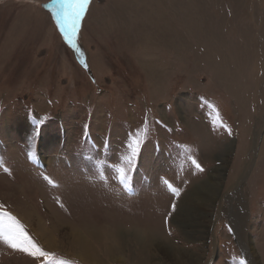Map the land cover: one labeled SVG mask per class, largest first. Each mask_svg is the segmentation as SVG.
Segmentation results:
<instances>
[{
  "label": "rangeland",
  "instance_id": "374dc122",
  "mask_svg": "<svg viewBox=\"0 0 264 264\" xmlns=\"http://www.w3.org/2000/svg\"><path fill=\"white\" fill-rule=\"evenodd\" d=\"M76 43L52 0H0V213L52 254L0 238V264H154L137 233L148 223L198 264H255L234 210L264 264V0H91ZM198 183L210 228L191 241L177 218ZM75 231L100 262L74 255Z\"/></svg>",
  "mask_w": 264,
  "mask_h": 264
},
{
  "label": "bare ground",
  "instance_id": "6f19581e",
  "mask_svg": "<svg viewBox=\"0 0 264 264\" xmlns=\"http://www.w3.org/2000/svg\"><path fill=\"white\" fill-rule=\"evenodd\" d=\"M48 136H50V135H48ZM44 141H46V143H49V141H51V140L47 139V137H46L44 139ZM203 183L206 186L207 192L214 190L213 180H203ZM240 183H241V180L239 179L235 182V185H238ZM201 185L199 183L196 184L197 187H195V189L193 191H191V193L189 195L185 194L183 196V198H181L180 206L184 205V207H185L184 218H182L183 220H180L181 219L180 217L177 218V214H175L173 217L174 219L177 218V221L179 222V224H181V226H183L184 228H186V229H187V227H188V229L190 228L189 230H187L188 234L187 233L186 234L191 241L194 240V238L198 232L200 234H206V233H208L209 228H210V225L204 221L207 218V216H208L207 214H209V212L204 214V215L201 212V210L204 207H206L205 204L207 203V201L201 199L198 196L199 192H201L202 190H205V187H202V188L200 187ZM219 186H220V183H217V189H219ZM214 194H215L214 196L217 195L215 198H217L220 195L219 191H216V193H214ZM58 211H59V209L58 210H57V208L54 209V212L56 214L60 215V213ZM232 215L234 216L232 219V222L234 223V227L237 228V230H238V237H239L240 241L242 243L248 245L249 249L251 250V252L253 254L254 263L255 264H261L262 263L261 262L262 257H261L260 252H258L256 247L254 246L253 240L249 236V234L244 231V227H246L248 225V223H246V219H247L246 215L244 213H240L238 210H234ZM30 223H32V227L34 228V230L36 232H38L39 236H41L43 242L46 244V246L48 248H50V249H58L59 248V247H56V246H58L57 242H55L53 240L49 231L41 225L39 220H35L34 222L30 221ZM133 224L135 225L136 223H133ZM112 226H113V224L107 225V228H106L107 231H104V234H106V236L109 235V231H112ZM135 226H137V225H135ZM146 226H147V229H144L143 231H141V229L138 230L139 231V232H137V233H139L138 238H140L139 242H141V244L145 243L142 246L146 245L151 249L152 253L150 254V257H147V258L152 260L154 262V264H198V263H201L202 257L199 254H197L195 251H191L190 249L181 248L180 246H176L174 243H172L170 241V238L166 234H159L156 231L157 227L155 224L148 223V224H146ZM73 228H74V226H73ZM76 230H78V229H76ZM112 234L113 233H110L111 236L114 235V234L113 235ZM91 245H92L91 242H89V240L87 238H85V236H83L82 233L76 232V231L73 233L71 246H72V248L74 247L76 250L75 251L76 253H74V255L76 257H78L79 259H81L83 261H87L89 263L100 262L96 248H94ZM143 248H141L142 251H143ZM111 253H112L111 254L112 260H114V261L122 260L121 254H119L117 252L116 253L111 252ZM143 255H145V254H143Z\"/></svg>",
  "mask_w": 264,
  "mask_h": 264
},
{
  "label": "snow or ice",
  "instance_id": "6c2138e0",
  "mask_svg": "<svg viewBox=\"0 0 264 264\" xmlns=\"http://www.w3.org/2000/svg\"><path fill=\"white\" fill-rule=\"evenodd\" d=\"M90 2L91 0H52V10L54 12L56 25L63 35L64 40L73 49H76L77 52L79 51L76 43L78 30L82 19L87 14ZM216 118L219 119L218 113ZM34 123L36 122L34 121ZM220 126L226 127L222 120H220ZM33 133L34 135H39L38 123H36V127L33 129ZM138 145L139 141L137 139H132V142L128 144L131 155L126 159L129 163H131V160L137 155ZM190 159H192V164L198 171H203L202 167L195 161L194 158ZM115 171L121 178L124 177L125 170L123 168L115 167ZM45 179L49 180V183H53L49 177H45ZM164 183L167 184L169 189L175 195H180L178 189L173 187L167 181H164ZM0 238H3L12 248L27 252L29 255L48 259L52 257L51 253L43 251L40 247H38L24 231L23 226L19 223V221L7 212L0 213ZM239 264H245V261L241 260Z\"/></svg>",
  "mask_w": 264,
  "mask_h": 264
}]
</instances>
